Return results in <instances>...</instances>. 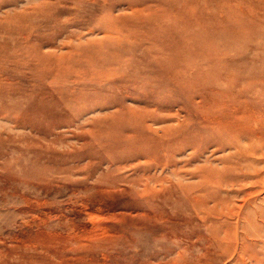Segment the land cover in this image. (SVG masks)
Instances as JSON below:
<instances>
[{"label": "bare ground", "instance_id": "bare-ground-1", "mask_svg": "<svg viewBox=\"0 0 264 264\" xmlns=\"http://www.w3.org/2000/svg\"><path fill=\"white\" fill-rule=\"evenodd\" d=\"M0 11V138L60 116L119 130L112 145L143 162L147 187H190L191 264L217 251L264 264V0H0Z\"/></svg>", "mask_w": 264, "mask_h": 264}, {"label": "rangeland", "instance_id": "rangeland-1", "mask_svg": "<svg viewBox=\"0 0 264 264\" xmlns=\"http://www.w3.org/2000/svg\"><path fill=\"white\" fill-rule=\"evenodd\" d=\"M91 30L86 36L99 33L95 25ZM54 43L65 46L62 38ZM132 99L121 100L119 110L121 102L135 104ZM60 118L42 123L39 135L22 128L10 140L7 126L1 127L0 264H191L190 246L199 239L186 222L192 211L183 207L190 187L171 190L169 180L147 187L144 172L136 169L143 162L122 161L129 148L112 145L119 130L60 125ZM74 119L67 123L78 124ZM115 174L125 179L109 187L106 179ZM183 180L200 190L209 185L198 177ZM213 185L215 192L219 186ZM214 256L210 264H233L230 254Z\"/></svg>", "mask_w": 264, "mask_h": 264}]
</instances>
